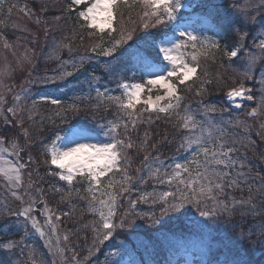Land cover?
<instances>
[{
	"label": "snow or ice",
	"instance_id": "snow-or-ice-1",
	"mask_svg": "<svg viewBox=\"0 0 264 264\" xmlns=\"http://www.w3.org/2000/svg\"><path fill=\"white\" fill-rule=\"evenodd\" d=\"M26 8L25 5L20 11L34 15ZM11 10L9 7L8 11ZM67 12L75 14L76 28L56 42L52 55L60 62L59 70L29 83H41L46 89L48 86L61 88L77 73L87 71L85 65L93 57L72 55L76 47H84L86 52L110 58L104 63L103 71L107 79L115 83V90L102 85L101 77L93 72L87 81V95H76L71 103L52 94L40 96L38 101L30 96L31 90L25 88L13 93L15 73L24 71L26 64L31 65L35 51L25 48L17 55V46L0 34V45L10 51L16 61L13 66L0 54V122L4 126V131H0V178L11 196L23 205L15 211L5 205L4 215L23 217L25 235L30 225L45 239L50 255L67 261L66 253L70 251L72 264H82L76 249L68 243L69 234L60 231L59 222L70 213L53 211L41 188L36 189L37 195H32L30 190L35 182L31 180L29 169L36 161L31 155L23 158L21 153L25 146L19 139L5 135L8 127L18 125L24 140L31 143L32 125L24 127L25 116L33 121L38 114L37 104L44 102L55 106V116L62 125H67L54 131L41 145L43 163L49 168L47 175L64 182L67 190L52 187L62 193V202L83 190L85 195L80 198L87 201L88 210L95 217L83 225L93 233L83 264L118 233H133L140 227L137 220L147 223L149 229L159 226L157 231L163 234L168 220L181 216L187 217L190 233L199 237L200 243L205 235L215 231L212 225L226 219L239 247L237 253L222 264H253L245 258L247 252L257 245L264 248V177L257 188L249 184L248 173L244 171L248 165L235 158L238 152L235 145L243 141L229 140L227 129L235 123L247 132L250 126L238 118L224 120L223 114L228 111L225 107L201 99L198 108L193 109L185 100L187 94L193 92L197 97H204L213 79L222 80L219 75L210 74L207 62L216 63L218 57H226L229 62L242 59L240 82L234 81L228 86L226 100L236 109H243L245 102H255L246 115L254 120L260 118L257 135L264 140V31H261L264 30V0H249L247 4L244 0H199V3L191 0H70ZM250 36L251 45L246 43ZM86 39L94 42L85 45ZM62 52L68 53V59L62 58ZM8 80L13 83H6ZM246 80L259 85L258 101L253 87L246 86ZM8 93L13 94L11 105H8ZM111 109L118 114L115 120L99 123L93 116L98 130L72 123L69 117V114L79 116L82 111L96 113ZM161 117L166 122L174 120V126L184 132L177 151H188L190 159L166 164L159 155L150 156V149L155 145L149 144L148 132L144 133L142 141L133 140L132 133L138 123L152 124L154 118ZM48 119L55 124L51 117ZM43 131L39 129L40 133ZM255 143L249 138L244 147H254ZM132 150L145 153L142 167L135 169L136 176L130 174ZM150 180L166 186L165 190L141 192L136 199H131L134 185L147 184ZM245 188L249 193L246 198L226 195V190L244 191ZM124 199L129 201L128 208L120 211ZM139 202L158 206V211H136ZM38 203L43 204L42 209L36 208ZM37 213L44 217L43 223ZM237 216L243 223H235ZM165 239L177 254L194 246L182 237L169 239L165 234ZM22 243L23 240L0 241V248L11 252ZM137 244L148 246L145 241H137ZM244 245L248 246L246 251ZM112 247L116 250L107 254V264H136L133 249L128 245L121 242ZM35 256L33 251L29 257L31 264H45ZM169 264L193 262L170 260Z\"/></svg>",
	"mask_w": 264,
	"mask_h": 264
},
{
	"label": "trees",
	"instance_id": "trees-1",
	"mask_svg": "<svg viewBox=\"0 0 264 264\" xmlns=\"http://www.w3.org/2000/svg\"><path fill=\"white\" fill-rule=\"evenodd\" d=\"M248 2L249 0H244L245 4ZM0 3H2V6H0V21H3V24H0V34L6 36L10 43L17 46V55H20L25 48L34 49L35 51L31 65L27 64L25 65L24 71L15 73L13 79L15 87L13 88V93L19 92L21 88H25L31 90L30 96L32 98H35V96L41 93L57 94L61 96V99L65 102L71 103L72 100L68 101V97L71 96L74 90L77 95H87L89 91L87 81L93 72L101 77L100 82L102 85L106 83L105 81L108 79L103 71L104 63L98 60L97 55L86 52L84 47H76L72 55L76 58L81 55L93 57L91 62L85 65L87 71L77 73L75 77L70 78V81L64 82L61 88L48 86L46 89L45 85L41 83H29V81H35L38 77L51 75L59 70L60 62L55 59L52 53L56 42L60 41L62 37L69 35L70 32L76 28V16L74 13L68 14L67 12V6L70 0H0ZM25 5L27 6L26 11L34 13V15H25V12L23 13V11H20ZM9 7L12 8L11 12L8 11ZM197 11H200V9H197ZM17 12L22 13L24 18L19 20L17 17L19 13ZM56 17H61V19L56 20ZM105 39H107V37H105ZM93 42V40L86 39L85 45ZM246 43L249 45L252 44L251 36ZM76 44L79 45L78 39ZM0 54L7 57V61L15 66V58L10 51L4 50L2 45H0ZM61 56L63 59H68L67 52H62ZM109 59L110 58L107 60ZM221 64L223 67H221ZM242 64V59L229 62L226 57L222 59L218 57L216 63L207 62L206 66L210 74L213 77L219 75L222 77V80L217 82L216 79H213V83L208 86V93L204 97H197L194 92L188 93L185 104H191L193 109H196L198 108L199 101L203 99L205 103H214L227 108L228 111L223 114L224 120L233 119L235 121V119L238 118L241 121H245L246 124L250 126L249 130L245 132L243 127L237 126L235 123H233V125H228V139L243 141L235 145L238 148L235 158L237 160H242L248 165L244 171L248 173L249 184L257 188L261 185V177H264V158H262L264 157V140L257 135L259 131L258 125L262 121L260 118L254 120L248 117L246 115V108L241 110L236 109L225 99V92L228 86L232 85L234 81L236 83L240 82ZM29 73H31V75H29ZM13 80H8L6 83L11 84ZM244 82L246 86H254L256 92L259 91L257 84L247 80ZM12 95V93L7 94V100H9L10 103H13ZM259 97L260 95H256L257 101ZM37 100L39 101V99ZM85 103H94V101H85ZM37 110L38 114L34 116L33 121H28L25 116L24 127L32 125L31 131L33 133V140L31 143H27L24 140L22 130L18 125L16 127H8L5 135L9 139L17 137L21 145L25 146V151L21 153V156L26 158L28 155H31L36 161L29 169L32 172L31 180L35 182L34 187L36 189H43L44 199L47 200L49 207L57 214H62L64 212L70 213L68 216H63L62 220L59 222L60 231L61 233L69 234L70 239L68 243L76 249L78 258L81 259L83 264V257L87 256L88 248L93 242V233L91 229H85L83 225L94 220L95 217L89 212L87 201L80 198L85 195L83 190L79 195L74 192L69 199L63 202L60 199L62 193L54 191L53 185L65 188V190H67V185L59 181L58 178L47 175L49 168L48 165L43 163L45 157L42 155L41 145L42 142H47L54 131L67 127V125H62L60 119L55 116V112L57 111L55 106L40 102L37 104ZM93 116H95V121L107 123L110 119H117L118 114L115 109L108 111L101 110L96 113L92 111L85 113L82 111L81 114L76 117H71V114H69L72 123L87 125L90 128H96L98 130V125L93 120ZM49 117L55 121V124L49 122ZM154 121L155 122L152 124L143 122L138 123L136 130L132 133L133 140L136 142L142 141L144 139V133L148 132L150 135L149 144L155 145L154 148L150 149V156L159 155L160 159L164 160L166 164H172L177 158L185 156L188 151H177L184 132L174 126L175 121L166 122L163 117L158 120L154 118ZM40 128L44 129L42 133L39 132ZM0 131H4L2 122H0ZM249 138L256 142L255 146L245 148L244 144L249 142ZM144 154V152H136L135 150L130 152L132 162V171L130 174L134 176L138 175L135 169L137 167H142ZM235 171L234 169L233 173H235ZM256 173H260V176H257ZM77 186L79 187L80 185ZM84 187H86V185ZM165 187L166 186L155 184L151 180L147 184L136 183L130 196L131 199H135L141 191L152 192L155 190L161 192L165 190ZM35 194L37 195V192ZM128 195L129 194H125L126 197ZM226 195L240 199L242 197L246 198L249 193L245 188L244 191L226 190ZM9 199L10 197H8L7 193L2 191L0 187V241L2 242H7L10 239L18 241V239H16L18 236V228L16 227L15 220L10 216L4 215L6 212L5 205H7V207L10 206ZM128 203V199H124L120 211L127 210ZM21 206L22 204L15 205L13 211L20 209ZM37 206L38 209L43 208V204L41 203H38ZM153 210L158 211V206L153 207L150 203L143 202H139L136 208V211L139 212H149ZM37 215L41 223H43L44 217L38 213ZM250 222L251 221H249V223ZM235 223L243 222L240 217L237 216L235 218ZM137 224L140 227L133 233H118L114 236L113 240L101 245L99 251L91 256L87 264H107V254L110 251L116 250L112 245H120L121 242L133 249V258L136 264H169L170 260L174 262H185L188 253L193 256L197 264H208V262H211V264H222L225 259L234 256L239 247L232 238L231 225L224 218L217 224L212 225L215 231L205 235L203 243H200L199 237L190 233L187 217L181 216L179 219L168 220L167 229L163 234L157 231L159 226L149 229L148 224L142 220H137ZM28 229L30 235L28 242L30 244L26 246L22 243L20 247L11 252H5L0 248V264H31L29 257L33 251L36 253L35 258L38 261L39 259H43L45 264H52L53 261H56V264H72V252L69 251L66 253L68 257L67 261L50 255L46 247L45 239L35 233L30 225ZM165 234L169 239L182 237L186 241L192 242L194 246L189 247L187 250L182 249L177 254L171 249L168 240L165 239ZM85 237H87V239H85ZM137 241H145L148 246H138ZM247 247V245H244L245 251ZM224 254H226L225 257ZM245 258L251 260L253 264H264V248L257 245L253 251L247 252ZM116 259H119V257Z\"/></svg>",
	"mask_w": 264,
	"mask_h": 264
},
{
	"label": "rangeland",
	"instance_id": "rangeland-1",
	"mask_svg": "<svg viewBox=\"0 0 264 264\" xmlns=\"http://www.w3.org/2000/svg\"><path fill=\"white\" fill-rule=\"evenodd\" d=\"M191 2H193V3H199V0H191ZM17 13H19V14H17V17H18V19L19 20H21V19H23L24 18V16H23V14L22 13H20V12H17ZM24 13V12H23ZM107 59H108V57H103V56H98V60L101 62V63H105L106 61H107ZM27 65V64H26ZM14 79V78H13ZM106 83H103V85L104 86H107L108 88H111V89H113V90H115V83L114 82H112V81H109V80H107V81H105ZM43 95H45V94H40V95H37V96H35V98L36 99H39L40 98V96H43ZM52 95H55V96H57V97H59V98H61V96H59V95H57V94H52ZM77 95V93H76V91L74 90L72 93H71V96L70 97H68V101H71L75 96ZM8 98V97H7ZM225 99H226V92H225ZM94 103H95V101H94ZM12 103H10L9 102V100H8V105H11ZM8 105H6V106H8ZM248 109H250V107L248 106ZM110 120H112V119H110ZM11 139H17V137H12ZM191 158V154L189 153V152H187V154L185 155V156H183V157H180V158H177L174 162H177V161H184V160H187V159H190ZM14 159V158H13ZM25 179H26V182H27V180L29 179L27 176L25 177ZM0 187H1V189H2V191H4V192H6L7 193V195H8V197H10V199H9V204H10V206H9V208H11L12 210H13V208L15 207V205H17V204H21L20 203V201H17L14 197H12L11 196V194H10V192H8L7 191V189L4 187V181H3V178H0ZM31 193H32V195H36L35 193H36V188L35 187H33L31 190ZM142 192V191H141ZM141 192H139V194L141 193ZM21 195H24V193H23V191H21V193H20ZM28 196H26V195H24V199L25 200H28ZM136 198H137V196H136ZM135 198V199H136ZM23 207V205L20 207V208H22ZM36 208L38 209V206L36 205ZM12 219H14L15 220V223H16V227L18 228V230H17V232H18V236H17V238L16 239H18V241H20V240H23V243L26 245V246H28L30 243L28 242V240L30 239V235H29V231L27 232V235H25V233H24V230H23V217H14V216H10ZM28 228H29V226H28ZM29 230V229H28ZM35 232V231H34ZM36 233V232H35ZM11 240V239H10ZM9 241V240H8ZM226 256V254H224V257ZM186 262L187 261H192L193 262V264H197L196 263V261L194 260V258H193V256L190 254V253H188L187 254V256H186Z\"/></svg>",
	"mask_w": 264,
	"mask_h": 264
}]
</instances>
